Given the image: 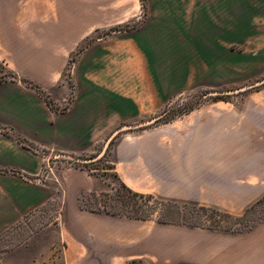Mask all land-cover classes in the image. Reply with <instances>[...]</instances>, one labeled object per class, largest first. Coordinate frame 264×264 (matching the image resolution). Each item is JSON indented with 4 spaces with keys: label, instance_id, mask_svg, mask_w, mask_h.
Returning <instances> with one entry per match:
<instances>
[{
    "label": "crops",
    "instance_id": "1",
    "mask_svg": "<svg viewBox=\"0 0 264 264\" xmlns=\"http://www.w3.org/2000/svg\"><path fill=\"white\" fill-rule=\"evenodd\" d=\"M29 1L33 32L49 40L52 52L57 39L65 40L58 46L64 55L60 70L71 53L66 41L71 27L61 25L54 1ZM204 1L154 0L156 13L143 31L93 45L91 50H111L116 56L98 63L107 67L102 77L85 79L67 110L56 111L52 105L62 106L71 87L56 77L55 58L51 70L44 58L43 71L36 73L26 50L2 49L9 32L19 28L22 0H0V233L33 226L42 214L48 217L47 230L58 232L62 262L93 261L88 258L92 254L102 256L100 262H113L121 252L129 258L146 254L151 232L145 233L144 222L121 223L113 213L83 207V201L106 191L105 180L82 168L57 164L46 173L43 169L51 158L96 154L110 136L127 131L126 125L154 117L174 89L199 86L214 50H225L230 39L214 22V7L202 5ZM219 2L231 5V0ZM105 22L82 25L78 37L114 25ZM198 113L183 126L119 138L109 157L120 183L136 194L173 203L245 206L249 178L264 176V96L261 109L249 119L241 112L235 124L229 112ZM233 125L238 132L229 131ZM220 182L242 185L224 195ZM262 190L254 187L251 196ZM141 245L145 251H132ZM55 256L48 250L43 261L54 263Z\"/></svg>",
    "mask_w": 264,
    "mask_h": 264
},
{
    "label": "rangeland",
    "instance_id": "2",
    "mask_svg": "<svg viewBox=\"0 0 264 264\" xmlns=\"http://www.w3.org/2000/svg\"><path fill=\"white\" fill-rule=\"evenodd\" d=\"M52 1L57 5L61 25L67 26L68 23L71 27L72 37L66 40L70 44L71 53L68 57L66 54L67 63L62 65L63 68H57L64 59L58 46L59 42L65 40L57 39L56 50L52 52L49 40L33 32L29 0H22L20 3L18 9L21 12L16 17L19 28L9 32L8 37L3 40L2 49L26 50L25 53H30L32 57L36 73L43 71L44 58L48 60V71L51 70V59L55 58V75L71 87V92L62 106L52 107L56 111H65L77 98L79 85L85 79L102 77L107 67H98V63L116 56L111 50H91V47L99 42L104 44L112 38L122 39L143 31L154 17L157 7L154 0ZM219 1L205 0L202 5L214 7L212 18L218 23V28L222 26L225 33L230 34V39L226 38L225 50H214L213 61L207 65L209 69L201 70L199 86L174 89L167 105L160 112L149 119L126 125L125 127L138 128L110 136L96 154L77 157L69 155L84 160L101 156L98 160L84 164L64 158H51L43 169V173H46L57 164L60 167L65 165L82 168L105 180L106 191L83 201V207L113 213L121 223L144 222L145 233L151 232V242L146 254L129 258L125 252H121V256L115 257L113 262H100L98 260L103 257L92 254L88 258L93 261L62 262L63 247L58 232L47 230L48 217L41 214L33 226L13 228L0 233V264H130L134 259H141L145 264H264V176L249 178V196L245 206H216L203 201L173 203L132 192L120 183L109 157L111 149L124 135L155 128L170 129V125L176 123L183 126L192 122L198 112H229L233 114L232 122L235 124L239 122L241 112L243 117L247 115L249 119L258 107H263L264 0H231L230 6H223ZM99 21H106L105 24L107 21L113 22L114 25L109 29L93 31L87 38L78 37L83 34L82 25L93 27ZM42 34L40 31L39 35ZM257 52L262 54L257 55ZM257 57L260 59L258 62ZM250 86L254 87L237 92ZM159 117L161 118L155 123L142 126ZM235 127L233 125L229 131L238 132ZM241 185L240 182L217 183V186L225 188L224 195L232 193ZM254 187H262L263 190L257 196H251ZM220 194L217 190L216 197ZM141 246L132 251H145ZM51 249L58 259L54 263L43 261L48 258V250ZM129 253H132L131 249Z\"/></svg>",
    "mask_w": 264,
    "mask_h": 264
},
{
    "label": "water",
    "instance_id": "3",
    "mask_svg": "<svg viewBox=\"0 0 264 264\" xmlns=\"http://www.w3.org/2000/svg\"><path fill=\"white\" fill-rule=\"evenodd\" d=\"M252 87H254V86L246 87V88H244V89H242V90H239V91H237V92H241V91L247 90V89L252 88ZM151 123H152V121H151V122H148V123H146V124H144V125L151 124ZM144 125H143V126H144ZM139 127H140V126H139ZM132 128H138V127H126V128L123 129V130H130V129H132ZM66 158L69 159V160H71V161H75V162H78V163H84V164H87V163H91V162H93V161H95V160H98L99 158H101V156H99V157H97V158H95V159H93V160H84V159H79V158L70 157V156H66Z\"/></svg>",
    "mask_w": 264,
    "mask_h": 264
},
{
    "label": "trees",
    "instance_id": "4",
    "mask_svg": "<svg viewBox=\"0 0 264 264\" xmlns=\"http://www.w3.org/2000/svg\"><path fill=\"white\" fill-rule=\"evenodd\" d=\"M46 100H47V103L49 104V105H51V101L48 99V98H46ZM149 197H152V196H149ZM264 199V198H263ZM175 205V204H174ZM130 264H145L144 262H143V260H141V259H134V260H132L131 262H130Z\"/></svg>",
    "mask_w": 264,
    "mask_h": 264
}]
</instances>
